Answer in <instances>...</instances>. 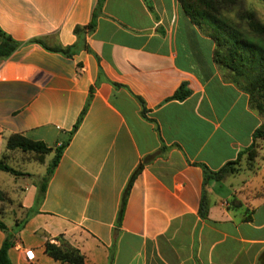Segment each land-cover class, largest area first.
<instances>
[{"label": "crops", "instance_id": "1", "mask_svg": "<svg viewBox=\"0 0 264 264\" xmlns=\"http://www.w3.org/2000/svg\"><path fill=\"white\" fill-rule=\"evenodd\" d=\"M97 4L0 0V28L21 43L0 60V158L54 156L9 150L15 134L52 149L69 140L41 199L37 180L13 186L17 197L0 187L26 214L38 209L9 251L12 263L68 264L45 252L63 236L84 264H264V165L247 168L244 154L264 118L179 0H104L84 48L60 51L78 41ZM184 83L190 96L171 99ZM232 161L238 172L209 180L203 218L201 165ZM15 169L26 173L17 178L46 174ZM5 237L0 229V248Z\"/></svg>", "mask_w": 264, "mask_h": 264}, {"label": "trees", "instance_id": "2", "mask_svg": "<svg viewBox=\"0 0 264 264\" xmlns=\"http://www.w3.org/2000/svg\"><path fill=\"white\" fill-rule=\"evenodd\" d=\"M186 14L193 23L203 28L206 34L212 38L216 44L214 51L215 61L222 67L226 68L232 75L233 81L250 97V106L264 118V22L258 17L255 10L246 8L243 0H179ZM264 1V0H262ZM104 0H98V4L93 14L92 21L84 28L77 27L76 34L78 41L66 49H62L65 54L72 51L77 52L84 48L82 45V33H92L97 26L98 13L101 10ZM2 42L0 44V60L9 58L21 45L11 35L7 34L0 28ZM37 41V40H36ZM117 85V84H115ZM191 94L187 84H182L171 99L184 100ZM142 105L144 101L140 98ZM89 106V100L83 109L78 122L71 132V136L77 131L83 121ZM259 139H264V122L254 133V141L251 147L244 151L249 159V154L254 152L256 143ZM69 144V140L60 144L55 149L49 148L42 141H35L22 135H12L7 141L9 150L21 149L24 152H34L39 160L44 162L48 153L55 151V154L43 176L38 198L45 194L49 180L54 174L62 155ZM204 172V192L202 196L200 214L203 218L208 216V204L206 200L205 188L211 179L224 180L228 175L239 171L238 162L232 161L227 163L219 170H212L206 165H201ZM140 166L131 176L126 186L117 223L121 225L128 197L133 183L140 173ZM0 171L10 173L14 176H23V173L10 166L5 159L0 158ZM0 229L5 233V240L0 248V264H13L9 251L16 245L20 237V232L28 220L38 212V209L31 208L26 217L9 227L2 218V203H10L12 199L0 189ZM56 242L47 241L45 252L56 260L68 264H84L85 258L81 251L71 245L63 236H59ZM113 249L111 260H113ZM264 257V253L261 256Z\"/></svg>", "mask_w": 264, "mask_h": 264}, {"label": "rangeland", "instance_id": "3", "mask_svg": "<svg viewBox=\"0 0 264 264\" xmlns=\"http://www.w3.org/2000/svg\"><path fill=\"white\" fill-rule=\"evenodd\" d=\"M244 5L246 8H252L256 11L258 17L264 22V1L262 0H243ZM246 159V167L251 169H256L262 167L264 165V139H259L256 143V147L254 152L248 155ZM53 156L49 155L47 157V161L45 164L38 163V162H28L25 164L17 165L14 161H9V165L14 168H23V170H27L32 173H38L44 175L47 171ZM42 178L39 177H20L17 178L16 176L0 171V187L4 190H7L11 193L13 197H17V193L14 192L12 189L13 186H24L26 182H32L37 180L39 185L41 184ZM38 196V194H37ZM37 204V203H36ZM1 212L5 216V222L8 224H15L22 221L25 216L26 212L19 209L17 203H2L1 204Z\"/></svg>", "mask_w": 264, "mask_h": 264}]
</instances>
